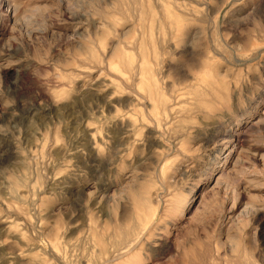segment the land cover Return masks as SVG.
<instances>
[{
	"label": "rangeland",
	"instance_id": "1",
	"mask_svg": "<svg viewBox=\"0 0 264 264\" xmlns=\"http://www.w3.org/2000/svg\"><path fill=\"white\" fill-rule=\"evenodd\" d=\"M0 264H264V0H0Z\"/></svg>",
	"mask_w": 264,
	"mask_h": 264
},
{
	"label": "bare ground",
	"instance_id": "2",
	"mask_svg": "<svg viewBox=\"0 0 264 264\" xmlns=\"http://www.w3.org/2000/svg\"><path fill=\"white\" fill-rule=\"evenodd\" d=\"M2 2V1H1ZM4 22V21H3ZM131 64V63H130ZM141 67H143V65H141ZM118 69V68H117ZM141 69V68H140ZM133 70V69H132ZM142 71V69L140 70ZM143 72V71H142ZM141 74V73H140ZM142 76V75H141ZM114 83V82H113ZM115 84V83H114ZM94 96V95H93ZM96 97V96H95ZM166 108V107H165ZM163 111V110H162ZM228 136V135H227ZM241 136V135H240ZM239 136V137H240ZM222 138V137H221ZM228 139V138H227ZM237 141V140H236ZM238 142V141H237ZM15 214V213H14ZM18 215V214H17ZM19 221V220H18ZM25 223V222H24ZM3 227V226H2ZM123 235V234H122ZM87 237V236H86ZM124 238V237H123ZM142 239V238H141ZM130 242V241H129ZM122 243V242H121ZM125 246V245H124ZM132 249V248H131ZM101 250V249H100ZM102 251V250H101ZM104 253V252H103ZM58 258V257H57ZM59 259V258H58ZM113 260V259H112ZM59 261V260H58ZM60 262V261H59ZM200 262V261H199Z\"/></svg>",
	"mask_w": 264,
	"mask_h": 264
}]
</instances>
